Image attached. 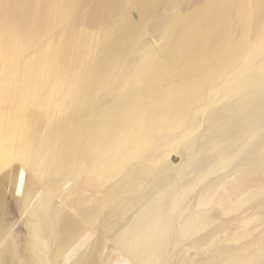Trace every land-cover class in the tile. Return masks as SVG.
Wrapping results in <instances>:
<instances>
[{"label": "rangeland", "instance_id": "obj_1", "mask_svg": "<svg viewBox=\"0 0 264 264\" xmlns=\"http://www.w3.org/2000/svg\"><path fill=\"white\" fill-rule=\"evenodd\" d=\"M0 50V145L36 144L0 161V264L64 257L36 213L64 168L98 186L119 264H264V0H0Z\"/></svg>", "mask_w": 264, "mask_h": 264}, {"label": "bare ground", "instance_id": "obj_2", "mask_svg": "<svg viewBox=\"0 0 264 264\" xmlns=\"http://www.w3.org/2000/svg\"><path fill=\"white\" fill-rule=\"evenodd\" d=\"M1 51L2 50H0V53ZM24 92L26 93L27 90ZM9 95V98L6 96L4 97L2 93L0 95V102L8 101L9 106L5 110L7 112L14 111L12 103L17 100L12 98L14 97V94ZM33 110H36V108L34 107ZM2 115L5 117L6 113L3 112ZM28 118L29 116H27L25 120H28ZM17 122L16 118L9 122H6L5 120L2 121L5 128H8V132H6L7 134H11L13 132L9 128H16ZM66 129H68V126ZM72 129L73 128H71V130ZM61 136L62 139L60 137L58 138L56 135V138H50L47 141L40 142V144L44 145V150H46L48 145H53L55 140H57L58 148L63 146L71 149V147H69L71 146L69 134L64 133ZM19 143L21 142L19 141ZM35 147L36 144L33 142L29 144L27 143L23 148L20 146L18 147L11 135L0 145L1 165L7 166L10 162L14 161V159L22 160L24 154L32 150L34 151ZM80 147L82 152L79 156V160L91 162L92 164L87 167L94 170L96 167V161L95 163L92 162L94 160L89 154L85 153L83 141L80 142ZM40 159V154L29 157L26 167L29 168L33 174L37 169L36 166ZM45 161V164H47V162L50 163V156H45ZM22 167L25 166L22 165ZM64 170V178H67L66 181L63 180L58 182V179H56L57 177L55 178L52 175H49L46 180L42 181L46 192L40 197L36 208V213L45 215L47 223L44 227L45 232L48 235H55V228L57 226H63L62 228H64L65 236L62 241L64 246L61 247L63 250L62 255H64V257L59 258L57 264H65V262H67V258L71 261L72 256L74 255L73 252L76 250L78 242L81 241L80 239L84 237L82 238V241L85 242L86 239L95 237L98 233H100V229L103 231L101 232L102 238L100 237V242L92 246L91 244H86L83 248V257L86 258V262L84 264H113L114 260H118L116 253L120 250L121 246V242L119 240L120 235L115 232L108 233L109 231L106 227L101 225L100 221L103 220L102 218L106 215V212L103 201L97 196L98 186L94 184L92 178L83 174V170L75 172L74 170L70 171V169L65 168ZM49 216H51V219H49ZM74 219L76 224H72ZM174 237L177 238L178 234H174ZM120 262L121 261H117L115 264H119Z\"/></svg>", "mask_w": 264, "mask_h": 264}]
</instances>
